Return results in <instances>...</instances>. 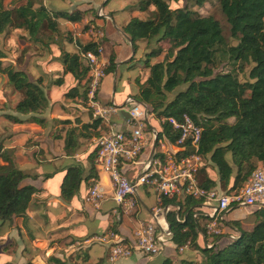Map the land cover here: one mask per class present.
I'll return each mask as SVG.
<instances>
[{
	"label": "trees",
	"instance_id": "16d2710c",
	"mask_svg": "<svg viewBox=\"0 0 264 264\" xmlns=\"http://www.w3.org/2000/svg\"><path fill=\"white\" fill-rule=\"evenodd\" d=\"M144 1L154 5L155 17L132 16L122 26V31L130 38L134 52L140 40L147 44L164 40L167 47L157 45L145 52L147 57L141 66L147 68V74L143 81L135 79L138 89L132 96L155 118H165L159 122L157 137L164 138L169 144L174 145L179 132L167 118L179 119L183 114L189 115L201 127L198 152L216 170V176H213L200 167V185L227 192L236 190L243 185L256 163L264 161V0H210L216 4L215 11L210 13H200L187 6L172 8L168 5L170 0ZM191 1L202 6L209 0ZM34 3V0H15L13 5L6 7L0 0V34L12 27L23 29L34 41H40L38 32L43 26L55 32L59 29V19L79 22L91 9L50 11L44 5L34 7ZM68 35L71 40L70 33ZM77 45L80 52L61 46V68L50 83L61 85L64 75L70 74L75 83L64 92V96L79 107L86 106L89 79V67L81 52L91 51L98 55L100 43L78 40ZM133 56L134 53L130 60ZM149 56L162 58L150 62ZM4 57L0 49V73L5 74L13 89L22 93L13 109L27 117L6 116L13 122L45 123V118L38 116L49 104L42 77L32 79L13 62L3 64ZM115 65V57L110 54L105 74L113 72ZM222 65L230 68L222 69ZM246 65L249 66L248 75L241 80L238 74L244 72ZM183 84L185 87L180 88ZM54 121L68 125L64 129L62 149L71 157L79 150L82 139L100 134V118L93 117L91 111L86 120L77 114L71 118H55ZM97 150L96 145L86 154L85 165L76 161L64 165L59 186L62 200L68 201L77 194L82 182L91 185L97 179L94 167ZM3 151L0 143V157L5 158L0 162V225L9 224L14 217L26 218L34 194L40 191L32 184L22 183L32 175L8 161ZM191 151L187 140L175 155L182 157ZM202 201V197L192 195L158 197L159 205L172 207L166 213L170 241L177 249L185 245L197 250L202 257L200 263L182 258L178 264H264L262 207L253 212L251 227H246L240 219H225L221 233L215 235L212 245L207 247L198 243L200 233L207 236L201 221L205 216L200 212L193 216ZM176 216L182 220H176ZM49 260L54 264H68L54 256H49ZM86 260L84 257L80 264H88ZM95 264H101V260ZM160 264L175 263L166 257Z\"/></svg>",
	"mask_w": 264,
	"mask_h": 264
},
{
	"label": "rangeland",
	"instance_id": "374dc122",
	"mask_svg": "<svg viewBox=\"0 0 264 264\" xmlns=\"http://www.w3.org/2000/svg\"><path fill=\"white\" fill-rule=\"evenodd\" d=\"M2 1L4 6L9 7L13 5L15 0ZM94 1H98L99 5H103L104 3V0ZM34 2V7L44 5L48 10H66L70 7L69 0H34ZM123 3L128 4V8L123 13H121L122 11L120 9L117 11V14H119L118 18L121 21H124L127 16L130 17L131 15H136L143 19L153 18L156 15L154 5L148 4L144 0H124ZM168 5L172 8L187 6L200 13L214 12L216 6L215 2L210 0L205 2L202 6L195 5L191 0H170L168 1ZM130 6H133L134 9L131 10ZM104 24L105 36L101 42L103 46L101 54H113L116 56V59L121 60L123 54L127 51L124 44V41L126 40L123 36L121 37V35H119L113 25L108 24L107 21H105ZM58 26L59 29L55 32L48 30L45 26L40 28L38 32L40 41H34L29 33L23 29H15L12 27L7 28L5 32L0 34V49L5 55L2 59L3 64L13 62L16 68L23 69L32 79L41 76L44 91L48 96L49 102L47 108L38 115L45 118V123L40 124L33 122L34 126H37V128L34 127L35 129L32 128L33 131H30L31 129L25 125L13 129L14 122L6 115L16 113L18 116L25 117V115L19 114L13 109V105L16 101L22 97V93L13 89V87L7 82L5 74L0 73V143L4 149L3 153L5 152L8 161H12L16 167L34 174L32 176H27L23 179L22 183H32L37 187L45 185L47 186L49 193L48 197H38L40 196L38 193L39 191H36L33 197L39 198L40 200L31 201L38 205L35 209H38L39 213H41V218L44 219L43 228L47 236L42 238L43 240L39 239L40 241L35 239L34 235L37 233L36 226L38 221L32 223L30 222L31 220L29 221L26 218H23V220L19 222V224H21L19 228L20 233H17V230L11 228V226L7 228L11 223L8 224V222H5L0 226V264L4 262L25 264V259L28 261L26 264H52L51 262L53 261L44 256V250L42 249L43 245H59V248L57 247L55 252H63L62 246L58 241L60 240L59 238H65L66 241L65 236L67 234L76 237L75 233H81V231L87 226L89 228L102 230L105 225V223L101 221L90 222L87 218L81 222L79 226L81 229L77 227L74 228L73 231H69L67 227L65 228V218L70 216V211L61 205L62 203L60 202L58 191L63 176V167L67 161L60 155V147L64 142V129L68 125L57 123L54 119L56 117H73L76 113L80 114L81 118L86 120L89 117L90 111L93 116V110L87 104V101V107L80 105L81 109L77 108L78 110H76V112L69 110L71 111L69 113L67 110L68 106H70L68 104L74 101L64 98V95L61 93L67 88L66 86L68 84L70 85L73 81L70 75H64V81L62 83L63 85L61 84V88H58L60 85H57V88H53V85L50 83L51 78H55L61 68L59 62L61 46H64V48L69 51L78 50L73 42H71L73 39L72 34L80 41L85 42L90 40V38L85 37L88 31L83 33V35L80 33L77 34L78 31L80 32L85 28H89V23L88 21H81L72 27L71 25L68 26V23L65 20L60 19ZM68 33H70L71 40L69 39ZM90 37L93 38L92 35ZM95 39L98 40V36H96ZM232 43H234V41H232ZM157 45L165 49L167 47V42L164 40L159 42L153 40L148 44L145 42L142 44L144 54L141 55L139 49H136L134 56L135 60L133 62L125 59L115 65V77H113L114 73H109L102 85L103 93L107 95V98L110 99L111 97H114L115 101L113 103H116V101L120 99L119 97H124L126 94L132 93L136 89V83L133 81L132 77L138 76L141 78L143 74H146L147 68L141 67L147 57L145 52L150 51ZM161 58L162 56H149V61L154 62ZM131 63H133V65L129 66ZM220 68L228 69L230 66L222 65ZM248 70L249 66L246 65L244 72H239L238 75L241 80L247 78ZM184 87L185 84L180 88ZM171 96L172 95H169V97ZM152 116H149L150 119ZM152 123L155 124L154 121H152ZM103 127L104 126L102 125L100 134L104 129ZM39 131H41L42 134L39 135ZM37 135H39L38 138H51L52 136L53 139L51 140H54L55 143L54 149H51L45 142L35 144L34 140ZM25 140H27V142H25ZM82 142L81 149L86 150V146H89L87 143L89 142L88 138L82 139ZM90 142H92V140ZM92 144L94 145L95 142H92ZM41 157H45L47 160L42 161L40 159ZM4 161L5 158L1 156L0 162ZM202 166L208 174L215 171V168L209 163L207 158L203 159L201 167ZM45 175H47V177H44ZM199 177L200 175L198 174V178ZM84 187L85 183L82 182L79 190H83ZM151 197H154L153 193L151 194ZM74 198L75 195L71 200ZM73 206L77 213H80L79 207L75 205ZM250 206L251 205L233 207L231 209V215L243 216L244 224L251 227L254 222V215L249 212ZM28 209L32 210L33 207L30 205ZM34 220L36 221L37 218L34 217ZM94 255V252H92L91 258H93ZM165 256L164 252V254L159 256L157 261H154L153 264L159 263V261ZM170 257L175 264H178L180 258L194 259L198 263L202 260L201 255L196 253L193 248L189 247L182 252L173 251L172 254H170Z\"/></svg>",
	"mask_w": 264,
	"mask_h": 264
},
{
	"label": "built area",
	"instance_id": "2783aa9c",
	"mask_svg": "<svg viewBox=\"0 0 264 264\" xmlns=\"http://www.w3.org/2000/svg\"><path fill=\"white\" fill-rule=\"evenodd\" d=\"M98 50L100 51V48ZM81 55L87 60L89 67L87 104L104 126L101 134L95 139L98 150L94 158V166L96 170L110 175L114 188V201L122 208L115 210L117 218L121 213H127L134 208L140 187L149 188L157 197L192 195L203 199L193 216L195 217L199 212L203 213L205 233L214 237L221 232L225 213L232 206L252 205L264 201V162L255 167L243 185L236 190L227 192L217 187L206 189L200 185L198 170L204 159L198 152L201 127L187 114H183L179 119L167 118L172 127L179 132L174 143V152L154 148L152 155L149 152L141 158L149 141L156 140L161 143L165 140L158 139V130L149 128L148 115L151 113L144 104L136 101L132 96H127L121 105L104 106L99 103L96 93L104 75L105 65L98 61L99 54L86 51L81 52ZM122 108L129 113L126 120L130 125L128 130L117 127L110 118V114L117 113ZM156 119L159 123L165 118ZM187 140L192 151L185 156L177 157L176 150ZM123 164L137 166L132 177H128L123 172L121 169ZM103 195V187L98 182H93L83 200L95 204ZM171 208L169 205L154 207L151 221L139 223L130 239H123L112 229L104 234L94 235L92 239L106 244L110 261L127 257L135 252L147 256L157 255L170 240L166 213ZM176 220L182 219L176 216ZM203 245L210 247L212 242L205 241Z\"/></svg>",
	"mask_w": 264,
	"mask_h": 264
},
{
	"label": "crops",
	"instance_id": "0c3cea01",
	"mask_svg": "<svg viewBox=\"0 0 264 264\" xmlns=\"http://www.w3.org/2000/svg\"><path fill=\"white\" fill-rule=\"evenodd\" d=\"M106 1L107 0H104L103 5H99L98 1H94V0H69L70 7L66 10L70 11L73 8L85 10L87 8H91L90 10H88L84 13V17L81 20V21H85V22L88 21L89 28H85L80 32L78 31L77 34L80 33L81 35H83V33L88 31L86 33V35L84 34L85 37L90 38V40H94V41H97L100 43V51H99V55L97 56V58H98V61H100L101 63H104L105 67L108 63V58L110 55V54H107V55L101 54V52L103 51V46H102L101 42L105 36V24H104L105 21H107L108 24L113 25L115 27V29L117 30V32L119 33V35H121V37L123 36L126 40V41H124V44L126 46L127 51H125V53L123 54L122 59L118 60V59H116V56L114 55L116 64L120 63V61H123L125 59L127 61L133 62L135 60L134 56H135L136 51L134 52V48H133V45L131 43L130 38L122 31V26L132 16H136V15H131L130 17L127 16V18L124 19V21H121L118 18L119 14H117V11L120 9L122 11L121 13H123L128 8L127 7L128 4H126V3L124 4L123 3L124 0H108L107 2ZM117 1H118V3H117ZM105 6H106V8H105ZM130 9L133 10L134 7L130 6ZM50 11H59V10H50ZM81 21H79V22H81ZM66 22L68 23V26L71 25L72 27L74 25H76L77 23H79V22H70V21H66ZM71 33H72V31H71ZM91 35L93 36V38L90 37ZM72 36H73V39L71 42H73V44L76 47H78V45H77L78 38H76L73 34H72ZM96 36H98V40L95 39ZM143 43H145L144 40H140L137 42V49H139V52L141 53V55L144 54V48L142 47ZM131 49H132V51H131ZM77 51H79V49ZM133 53H134L133 60H130V57L132 56ZM131 64L133 65V63H131ZM129 66H131V65L129 64ZM110 73H114L113 77H115V71L110 72ZM108 74L109 73L105 74V71H104V75L101 78V82H100L99 88H98L97 93H96V98L99 101V103H101L102 105L103 104H104V106H111V104L121 105L127 96H132L137 92L138 87L136 84V89L132 93H128L124 97H119L120 99L118 101H116V103H113L115 101L114 97H111L110 99L107 98V95L104 94L103 90H102V85H103L105 78L107 77ZM146 74H147V72H146ZM146 74H143L141 78H139L138 76H133L132 79L135 83H136L135 79H137V78L140 79V81H143L146 77ZM67 75L69 76L70 74H66V76ZM72 80L73 81L71 82V84L70 85L68 84L66 86L67 88L65 90H63L61 94L64 95V92L71 85H73L75 83L73 77H72ZM52 87L57 88L58 86L53 85ZM61 87L62 86L60 85V87H58V88H61ZM64 98H65V96H64ZM68 105H70L67 108L68 111L72 110L73 112H76V110L81 109L80 106L79 107H78V105L76 106V104H74V102H71ZM122 110H126V109L122 108L119 112L110 114V118L117 124V127L121 128V129L128 130V129H130V125L126 121L128 117H126L124 114H122ZM126 111H128V110H126ZM70 112L71 111H69V113ZM14 115H17V114L14 113ZM75 115H77V114L75 113ZM149 116H152V115L150 114V115H148V117ZM18 117H20L22 119H26L27 115H25V117H21V116H18ZM67 117L68 116H66L64 118H67ZM93 117H95L94 114H93ZM56 118H59V117H56ZM149 121H150V123H149L150 129L159 130L158 120L154 116H152V118ZM152 121H154L155 124H153ZM156 124H157V127H156ZM22 125L27 126L29 129H31L30 131H33L32 128H34V127L37 128V126H34L33 122L24 120L22 122H14V124H13L14 128L13 129H17V128L21 127ZM99 127H100L99 129L101 130L102 124ZM38 133H39V135L42 134L41 131H39ZM39 135H37V137L35 136L36 137L34 140L35 144H37V143L40 144L41 142H45L46 144L49 145V147L51 149H54L55 143H54V140L53 141L51 140V139H53L52 136H51V138L50 137L38 138ZM63 137H64V135H63ZM95 139H96V137L88 138L89 142H87V143L89 144V146H86V148H85L86 150L81 149L82 143H83L82 142L79 150L72 157L65 155V153L63 152V149H62V147H63V144H62V146L60 147V152H61L60 155L67 160L65 164H70L73 161H76V162H80V163L85 165L87 163L86 154L96 146ZM91 140L93 143L95 142L94 145L92 144V142H90ZM25 142H27V140H25ZM154 143H155V146H154L155 150L159 149V150L169 151V152L175 151L174 145H172V144L168 145L169 143L165 140H162L161 143L157 142L156 140H151V141H149L147 146L144 148V150L141 154V158L146 156L149 152H150V154L153 153L154 149H152V146ZM40 159L42 161L47 160L45 157H41ZM263 162L264 161H258L256 163V167L258 165L262 164ZM121 169L123 171H125V173L128 177H132L135 174V171L137 170V166L136 165L130 166L128 164H123ZM96 171H97L98 177L94 182H98L104 189V195L101 199H99L97 201V203H95V204L88 203V202H85L83 200V198L86 195L89 187L93 184L92 183L91 185H89L86 182H84L85 183L84 189L78 190V192H77V194H75V198L73 200L70 199L68 201H64L60 197H59V199H60V202L62 203L61 205L64 208L69 209V211H70V213H69L70 216L68 218H65V224H66L65 228L67 227L69 231H73V229L77 228V227L79 229H81L79 227L81 222L87 218L90 220V222L101 221V222L105 223V225L103 226V229L97 230L95 228H89L87 226L83 229V231H81V233H75L76 237L73 235L67 234L65 236L66 241H65V238L64 239L59 238L60 240H58V241H59V244H61V246H62L63 252H58V253L55 252L57 247L59 248V245L50 246V245L45 244L42 246V249L44 250V256H46L48 259H49V256H54V257L59 258L63 261H66V263H68V264H80L84 257L87 258L86 262L88 264H95L99 260H101V264H153L154 261H157V258L159 256L164 254V252L166 255L164 258L169 257L170 259H172L170 257V254H172L173 251H181L182 252L186 248H188V246L184 245V246H181L177 249L176 246L173 244V242L169 240L167 242V244L165 245L164 249L157 255L147 256L145 254L135 252V253L127 256V257H122V258L116 259L115 261H110L108 259V249H107L106 244L103 242L95 241L92 239V237L94 235H97V234H100V235L104 234L108 230H111L113 228L114 230L113 229L112 230L114 232H116L123 239L132 238L133 232H134L135 228L139 225V223L151 221V219L153 218V215H152L153 208L159 205L158 204V197L149 188L140 187L138 189V192H137L136 203H135L134 208L127 213L126 212L121 213L120 216L117 218L116 214H115V210L116 209L122 210V208H121V206H117L116 202L114 201V197H113L114 188H113V184H112V180L110 178V175L107 172L98 171V170H96ZM25 172H28V171H25ZM28 173L30 175H34L33 173H30V172H28ZM63 174H64V171H63ZM210 174H212L213 176H216V170L213 172H210ZM44 177H47V175H45ZM23 184H32V183H23ZM32 185H34V184H32ZM59 186H60V184H59ZM35 187H37V186H35ZM37 188H39V190H40L38 192L40 196H38V197H48L49 193H48L47 186L43 185V186H39ZM152 193H153L154 197H151ZM58 196H59V191H58ZM33 200L39 201L40 199L33 197L31 201H33ZM58 203H59V201H58ZM30 205L33 207V209L29 210L27 208L26 219L29 221L31 220L30 222H32V223L38 221L37 222L38 224L36 226V230H37L36 232L37 233L34 235V237L37 240H39V239L43 240L42 238L47 236L46 232L44 231V228H43V220L44 219L41 218V213H39L38 209H35V208H37L38 205H36L34 202H30L29 206ZM73 205L79 207L80 213H77V211ZM241 206H244V205H234L231 208L241 207ZM261 207H262V210L264 211V201H262L260 203L252 204L250 206L249 212L253 213ZM231 208L228 209L227 212L225 213V219L226 220L233 219V218L240 219L244 224V217L240 216V215H235V216L233 215L232 216L231 215V213H232ZM34 217L37 218L36 221L34 220ZM22 220H23L22 217H14L12 219V221L10 222L11 225L7 226V228H9L11 226V228L17 230V233H18L19 228L21 226V224H19V222ZM201 221L204 224V219ZM244 225H246V224H244ZM246 227H249V226L246 225ZM212 238L213 237L205 236L204 233H200L199 237H198V243L202 246L205 241H210V240L212 241ZM95 245H98V246H95ZM189 248H191V247H189ZM194 251L196 253H199L195 249H194ZM92 252H94V254H95L93 256V258H91ZM50 253H51V255H50ZM180 259H182V258H180ZM187 259H189V258H187ZM179 260H178V262H179ZM24 261H25L24 262L25 264L28 263V261L26 259ZM161 261L162 260H160L159 263H157V264H160ZM51 263L54 264V262H51Z\"/></svg>",
	"mask_w": 264,
	"mask_h": 264
},
{
	"label": "water",
	"instance_id": "95a60500",
	"mask_svg": "<svg viewBox=\"0 0 264 264\" xmlns=\"http://www.w3.org/2000/svg\"><path fill=\"white\" fill-rule=\"evenodd\" d=\"M122 114H124L126 117H129V113L126 110H122ZM154 146H155V143L153 144L152 149H154ZM151 155H150V157H151Z\"/></svg>",
	"mask_w": 264,
	"mask_h": 264
}]
</instances>
